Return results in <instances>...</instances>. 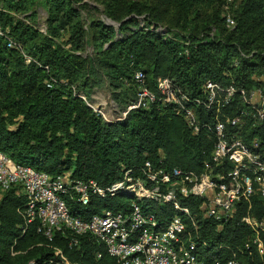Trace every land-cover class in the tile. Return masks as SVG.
<instances>
[{"label":"trees","instance_id":"obj_1","mask_svg":"<svg viewBox=\"0 0 264 264\" xmlns=\"http://www.w3.org/2000/svg\"><path fill=\"white\" fill-rule=\"evenodd\" d=\"M99 4L100 9L88 0H0V150L12 162L51 176L68 171L71 179L91 180L101 188L120 181L125 171L144 180L145 161L168 171L199 174L206 166L214 171L215 121L246 145L257 138L264 159V117L253 116L246 103L255 89L264 95V0ZM39 13L43 29L37 27ZM226 13L232 24L226 23ZM8 40L18 46L7 47ZM135 71L142 73L154 99L126 110L136 101ZM157 77L168 79L176 95L186 96L181 105L198 120L196 133L175 105L163 101ZM206 82L236 91L226 104L206 109L193 102L204 99ZM99 90L108 92L115 107L111 120L79 96L90 99ZM237 115L239 126L226 122ZM62 197L69 212L82 219L102 209L127 215L132 200L158 224L180 216L191 238L206 242L205 250L196 252L204 260L231 257L240 264H264V236L258 234L259 251L254 233L240 221L248 210L264 223L258 193L239 202L220 224L201 215L196 197H178L193 225L170 203L120 193L90 194L84 205L73 191ZM25 201L14 188L0 192V264H117L90 234L62 229L49 239L43 236L37 219L26 222Z\"/></svg>","mask_w":264,"mask_h":264},{"label":"built area","instance_id":"obj_2","mask_svg":"<svg viewBox=\"0 0 264 264\" xmlns=\"http://www.w3.org/2000/svg\"><path fill=\"white\" fill-rule=\"evenodd\" d=\"M225 21L232 24L228 13ZM6 46L18 45L8 40ZM24 60L29 61V57L25 55ZM133 78L138 84V92L136 101L129 104L126 110L145 106L154 99L153 93L143 85L142 73L135 71ZM155 82L163 101L175 105V111L182 115L187 126L196 133L198 120L191 108H183L181 105L182 101L187 100L186 96L182 93L176 95L171 82L166 78L157 77ZM204 89V99L196 98L193 102L206 109L212 106L217 109L226 104L236 91L232 86L221 89L211 82H206ZM79 96L97 115L108 120L99 106L93 103L90 105L87 99ZM90 99L92 102V98ZM246 103L251 105L253 116L259 119L264 117V95L260 90L251 91ZM124 114L125 111L121 112L119 117ZM226 122L231 126H239V115L226 119ZM212 130L215 142L210 155L215 165L214 171L208 166L199 174L175 168L168 171L153 168L145 161L141 168L144 180L131 177L130 172L125 171L120 181L105 188L97 186L91 180L71 179L68 171L53 176L36 171L29 166L12 162L0 150V192L14 188L25 197L26 222L37 219V231L43 236L49 239L53 231L62 229L73 235L90 234L104 245L108 255L117 264H240L231 257L207 261L197 256L198 250H205L206 242L201 239L198 242L193 240L186 222L180 216H173L158 224L131 200L127 215L102 209L100 213L82 219L69 212L62 197L68 191H73L75 201L84 205L90 194L104 197L120 193L138 200L170 203L175 210L186 215L193 225L188 207L178 201V197L193 196L198 199L196 206L202 216L217 224L225 222L238 210L237 204L248 201L254 193H258L264 202V159L259 153L257 138H252L250 144L246 145L239 138L229 136L220 121H215ZM225 164L229 166L225 168ZM240 221L252 230L253 242L261 251L258 234L264 236L262 220L246 210ZM221 247L222 245H218L217 248Z\"/></svg>","mask_w":264,"mask_h":264},{"label":"rangeland","instance_id":"obj_3","mask_svg":"<svg viewBox=\"0 0 264 264\" xmlns=\"http://www.w3.org/2000/svg\"><path fill=\"white\" fill-rule=\"evenodd\" d=\"M88 2L90 6L92 5L95 8H99V9L101 8L99 4V0H88ZM93 13L96 14V11H93ZM43 16H44L43 13H39L38 15L37 27L40 29H43V19H44ZM90 98H92V102L91 99H87L88 100L87 102L90 105L91 103H93L94 105L99 106L106 119L109 120L112 117L113 112L115 111V107H113V103L109 98L108 92L105 90L95 91L90 95Z\"/></svg>","mask_w":264,"mask_h":264}]
</instances>
